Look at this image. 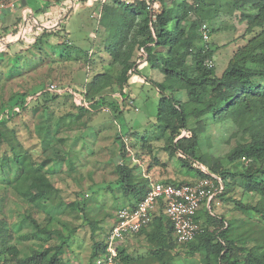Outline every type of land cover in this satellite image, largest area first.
Segmentation results:
<instances>
[{
  "label": "rangeland",
  "instance_id": "1",
  "mask_svg": "<svg viewBox=\"0 0 264 264\" xmlns=\"http://www.w3.org/2000/svg\"><path fill=\"white\" fill-rule=\"evenodd\" d=\"M51 1L55 2L48 0ZM62 2V8L50 23H56L55 26L46 24L50 26L46 29L58 26L61 29L51 37V42L35 43L36 34L45 29H36L40 26L32 27L20 38L22 41H14L9 49L8 34L0 38V109L16 102L21 94L31 93L26 98L28 107L0 123V244L7 242L21 257L60 245V264H94L93 245L105 240L116 211L136 203L139 196L135 191L127 193L119 183L118 166L129 168L131 181L138 186L144 184L143 188L146 181L142 173L146 169L167 172L169 167L167 174L173 178L165 182L172 184L193 180L196 172L184 167L177 154L170 153L169 131L157 120L160 94L153 82L161 81L163 74L147 65L144 69L140 67L138 73L147 80L132 76L122 95L117 83L121 65L112 64L107 52L111 38H107V30L99 23V0ZM167 3L170 5L171 0ZM69 10L74 11L73 15L68 14ZM66 15H69L67 19ZM207 23L214 30L210 41L215 50L212 61L215 74L220 76L234 52L251 35L245 33V25L239 22L238 13L230 5ZM13 27L9 31L16 37L18 29L16 25ZM60 39L64 44L57 45ZM139 53V49L135 50V61ZM186 60L190 64L191 57ZM97 74L110 77L108 83L100 85L103 88L99 91L107 104L102 106L92 101H87L88 106L79 104L70 90L79 98L78 93L82 95V90L86 91ZM51 82L57 84L59 95L47 101L33 97V92ZM176 95L181 102L186 99L183 90ZM108 102H114L116 108H111ZM189 128H197L196 123L189 121ZM198 132V154L220 159L221 163L242 139L228 121L209 119ZM123 137L127 138L126 143ZM15 154L24 155L31 170L43 174L54 186L56 193L51 200H40V206H35L17 194L12 186L14 175L10 173L16 164ZM4 170L8 173L6 177ZM229 198L254 205L259 196L246 193L236 178L213 214L230 224L229 237L235 241L236 248L246 250L256 244L264 245L262 218L237 209ZM200 211L199 217L204 208ZM160 213L164 214L162 207L156 212ZM34 222L52 233H40ZM208 225H211L209 230L222 226L219 222ZM150 229L151 226L146 230ZM152 248L155 246L149 243L146 234L142 239H134L131 254L135 260L130 264H158L157 260L164 261L163 264H204L203 250L189 253L186 247L175 246L162 258L156 255L158 259L153 260L150 250L145 251ZM143 251V255H138ZM168 256L170 260L165 262ZM10 257L7 251L0 253V264H8Z\"/></svg>",
  "mask_w": 264,
  "mask_h": 264
},
{
  "label": "trees",
  "instance_id": "2",
  "mask_svg": "<svg viewBox=\"0 0 264 264\" xmlns=\"http://www.w3.org/2000/svg\"><path fill=\"white\" fill-rule=\"evenodd\" d=\"M62 1L55 0L56 3ZM152 2L157 6L149 9L147 0H131L129 3L99 0V23L107 30V38H111L106 46L107 52L112 64L121 65L117 78L121 93L130 75L138 71L134 53L139 49L138 60L145 59L147 66L159 70L164 76L162 81H155L153 85L160 94L157 120L164 123L169 131L170 153L177 154L184 167L196 172L193 181L183 183H192L215 174L223 184V190L218 194L221 203L225 190L239 178L246 193L259 196L258 202L251 205L237 199L228 200L233 201L237 209L261 217L264 225V0H171L170 5L167 0ZM22 5H27V1ZM226 5L238 13L239 22L245 25V33L251 36L234 52L224 71L217 76L214 64L212 67L205 64L207 60L212 61L215 51L214 44L210 42L214 30L209 28L207 21L216 19ZM23 6L15 5L13 9L22 10ZM35 11L38 8H34ZM202 24H207L209 28V39L205 42L200 35ZM41 30L34 37L35 43L43 40L51 42V37L61 29L58 26ZM56 42L57 45L64 44L63 39ZM188 57H191L190 64L186 60ZM109 80L110 77L105 74L95 75L83 92L85 99L102 106L107 104L105 96L99 95V91L103 88L100 85ZM45 87L33 92V97L47 101L59 95L51 94ZM180 90L185 93L183 102L176 95ZM30 94H21L16 102L0 109V123L6 122L12 113L28 107L26 98ZM108 105L116 108L114 102H108ZM209 119L215 122L228 121L242 138L221 160L222 163L220 159L198 154V131ZM189 121L195 122L197 128H189ZM184 130L187 134H182ZM242 158L248 161L244 163ZM14 159L16 164L10 173L14 175L15 183L12 186L17 194L35 206H40V200H51L56 189L50 181L37 170L32 171L24 155L15 154ZM118 172L119 183L127 193L135 191L139 194L137 203L146 193L143 191L144 184L138 186L131 181V170L125 166H118ZM7 174L5 171L4 176ZM202 213L200 217H205L204 224L219 222L222 226L213 230L203 228L194 240L180 245L182 248L186 247L189 253L203 250L204 264H264V245L256 244L246 250L236 248L235 241L229 237L230 224L223 217L210 214L207 209ZM200 217L197 215V219ZM33 224L40 233H52V230L41 228L35 222ZM149 226L151 229L146 231L147 240L160 249V258L172 247L178 246L173 238L171 222L165 214H154L149 225L141 231ZM105 245V240L93 245L91 257L94 261L105 253ZM5 251L11 256L8 264L61 263L60 245L32 251L28 256L21 257L15 248L3 241L0 253ZM118 258L119 264H128L132 260V257L122 252H119ZM168 260L169 256L165 262Z\"/></svg>",
  "mask_w": 264,
  "mask_h": 264
},
{
  "label": "built area",
  "instance_id": "3",
  "mask_svg": "<svg viewBox=\"0 0 264 264\" xmlns=\"http://www.w3.org/2000/svg\"><path fill=\"white\" fill-rule=\"evenodd\" d=\"M121 1L129 3L131 0ZM147 3L149 9L157 6L152 0H147ZM14 7L13 1L0 2V11ZM26 33L25 27L19 28L15 39H20ZM200 35L203 42L209 39L207 24L201 25ZM205 64L212 67L213 62L207 60ZM45 90L56 94L58 86L51 82ZM70 94L79 104L88 106L89 102L87 103L83 92L82 95L78 93L79 98L74 90H70ZM123 141L126 143L127 138L123 137ZM129 156L136 162L134 156ZM241 161L246 163L248 160L242 158ZM201 168L207 172L203 166ZM149 181V187L141 200L132 207H121L116 211L115 219L105 238V253L95 258V264H119V244L127 237L133 236L147 227L160 207L163 208V213L171 222L173 238L178 246L194 240L203 231V228H211V225H206L203 220L197 219V215L200 214L203 204L212 215H214L213 210L220 205L218 194L222 192L223 184L219 177L210 174V177L178 185L151 178Z\"/></svg>",
  "mask_w": 264,
  "mask_h": 264
},
{
  "label": "crops",
  "instance_id": "4",
  "mask_svg": "<svg viewBox=\"0 0 264 264\" xmlns=\"http://www.w3.org/2000/svg\"><path fill=\"white\" fill-rule=\"evenodd\" d=\"M6 1H13L15 3V5L21 6V7L23 6L22 3H24V1L25 2L27 1V5H24L25 7L23 6L22 10L21 9H10V8H8V9H3L0 11V38L4 39L3 36H5V34H8L6 37L11 38L7 42H6V40L4 41V42H6V47L10 46L11 43H15L14 41H18V39L13 40L16 37L12 36V34L9 31L10 28H12L15 25H16L17 29H19V28L22 29L23 27H25L27 29V32L31 31L32 30L31 28L35 27V26H40V27H36V29L49 28L50 26H47L46 24H50L54 20L53 18H55V14L58 12V9L60 7L62 8V5L64 4L63 2H61V3H56V2H52V1L48 2V0H6ZM47 3H48V5H47ZM34 8L35 9L38 8V11L34 12ZM39 9H42V10L39 11ZM73 13H74V11H70V10L68 12V14L70 16L73 15ZM69 15H66L67 17L65 16V18L67 19L69 17ZM55 24L56 23L50 24V25H51V27H54ZM52 25H54V26H52ZM67 33H70V31H67ZM0 44L2 45L1 41H0ZM144 60L145 59L137 60L135 67H137L138 69H140V67L144 69L146 66ZM138 71L132 73L129 77V80L132 76H135V77H138V80L146 81L147 79L143 78V76L140 75L138 73ZM163 78H164V76H163ZM82 92H83V90H82ZM129 99H131V98L129 97ZM166 170L168 173L170 172L169 167H166ZM167 172L158 171V170L157 171H154V170L151 171L149 169H146L145 173H142V176L146 180L145 188H143V191H146L147 188L149 187V182H150L149 179L150 178L151 179H158V180H161L164 182L169 180V179H172L173 176L167 174ZM169 181H172V180H169ZM191 181H193V180H190L188 182H191ZM178 183H181V182H178ZM131 203L125 207H132L136 204V203H133V204H131ZM202 207L204 208V210L206 209V205L203 204ZM214 211H215V209L213 210V212ZM114 219H115V214H114V217L112 218V221H114ZM144 230L145 231H140L141 233L139 232L133 236L127 237L118 246V256H119V252H122L124 255H128V256L133 258L128 264L132 263L135 260L134 259L135 257H133V254H131V245L133 244V240L136 238L142 239V237H144V235L146 234V231H148L146 229H144ZM149 250L151 253V257H152V258L151 257L150 258L153 260L158 259L155 256L160 255V253H161L160 249H158V248L145 249V251H149ZM143 254H144V251L138 255H143ZM157 262H158V264H163L162 261L157 260Z\"/></svg>",
  "mask_w": 264,
  "mask_h": 264
}]
</instances>
